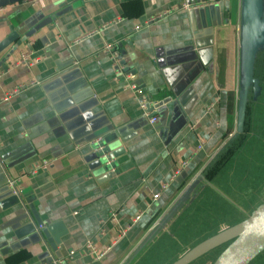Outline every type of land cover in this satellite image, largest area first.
Instances as JSON below:
<instances>
[{
	"label": "crops",
	"instance_id": "crops-1",
	"mask_svg": "<svg viewBox=\"0 0 264 264\" xmlns=\"http://www.w3.org/2000/svg\"><path fill=\"white\" fill-rule=\"evenodd\" d=\"M219 1L24 0L0 7V42L17 34L0 49V264H128L133 256L129 264H138L154 248L164 253L158 243L210 192L204 168L236 129L240 0L230 16L231 0H223L215 26L192 14ZM118 66L135 75L156 123ZM98 136L114 154L109 175L87 159ZM8 179L17 180L19 196ZM178 201L186 205L158 232ZM88 242L110 249L96 258Z\"/></svg>",
	"mask_w": 264,
	"mask_h": 264
},
{
	"label": "water",
	"instance_id": "water-1",
	"mask_svg": "<svg viewBox=\"0 0 264 264\" xmlns=\"http://www.w3.org/2000/svg\"><path fill=\"white\" fill-rule=\"evenodd\" d=\"M20 1L24 0H0V7ZM187 2L188 4H194L195 0H187ZM199 8H194L192 11L196 19L202 15L205 20L209 17V26H215L220 23L217 12L223 10V0H220L218 3H203ZM239 34L240 72L236 129L229 135L224 144L228 141L230 142L242 130V121L245 115L246 103L248 101L247 95L250 88L252 89L253 99H256L260 92L259 80L254 76V67L257 54L264 47V0H240ZM16 38L17 34L15 32L9 34L0 42V49ZM224 144L218 153L222 151ZM104 151L107 152L106 157L101 155V151L91 146V152L88 154L87 159H91L93 161L92 164H95L100 170L108 172L109 175L111 173L109 169L114 154L107 144H104ZM212 159L204 169L214 160ZM107 160H110V164L107 163ZM199 178L202 177L199 175ZM185 205L179 204L178 201L170 209V212L157 222V231L159 230L158 232H160L170 218L181 211V208ZM36 222L41 224V221L37 217ZM222 244L226 245L210 264H249L257 254L264 250V202L250 211L244 219L199 241L192 247L186 249L169 264H189ZM136 258L138 256H133L128 264Z\"/></svg>",
	"mask_w": 264,
	"mask_h": 264
},
{
	"label": "rangeland",
	"instance_id": "rangeland-1",
	"mask_svg": "<svg viewBox=\"0 0 264 264\" xmlns=\"http://www.w3.org/2000/svg\"><path fill=\"white\" fill-rule=\"evenodd\" d=\"M257 58L256 74L263 80L264 49L258 52ZM249 94L248 92L247 97ZM261 99L263 100V96ZM247 116L244 115L242 121L243 129L245 123L250 124L249 132L244 133L245 141L232 158L225 160L223 166L210 178V192L204 191L169 228L173 237L169 241L164 237L158 243V248L163 249L164 253L154 248L138 264H163L167 256L164 259L162 254H175L182 247H192L204 238L244 219L250 211L264 202V107L258 105L254 113L249 118ZM230 134L231 132L227 133L226 138ZM237 138L235 136L230 142H226L219 154L228 147H233L236 142L231 143ZM171 240L170 246H162L170 244ZM210 261L207 260L204 264H210Z\"/></svg>",
	"mask_w": 264,
	"mask_h": 264
},
{
	"label": "built area",
	"instance_id": "built-area-1",
	"mask_svg": "<svg viewBox=\"0 0 264 264\" xmlns=\"http://www.w3.org/2000/svg\"><path fill=\"white\" fill-rule=\"evenodd\" d=\"M162 15V13L156 14L153 17L150 18L151 20H155L157 18H159ZM107 24H104V26ZM94 31L88 32L85 34V36H88L90 34H92ZM77 39L74 40V42H76ZM114 45L113 44H106L105 49L110 53V55L114 58H116V53H115V49H114ZM27 61V54L24 53L20 59L19 63H25ZM117 75H121L124 80H125V86L132 92L136 102L139 104V106L144 110L145 114L148 116V121L150 123H156L159 120V116L156 113H153V109H152V101L150 100L148 95L143 94L142 92H140V90L138 89V85L135 82V75L133 73H128L125 72L123 70L122 67H117L115 70ZM96 145H95V149L101 151V155L106 157L107 156V152L104 151V143H102L101 141V137H96L95 139ZM107 163L110 164V160H107ZM45 162H43V164H41L40 166L43 167L45 166ZM111 172L114 171L113 166H110L109 169ZM8 186L10 188H12V192L15 193L16 195L19 196L20 193V187L17 185V180L16 179H8ZM157 194H153V197H156ZM138 215L135 216V218L133 219L134 221L138 219ZM87 250L90 254L94 255L96 258H101L109 249L110 246H106L102 249H98L96 248L93 244H91L90 242L87 243ZM51 264H61V260L59 258H53L51 260Z\"/></svg>",
	"mask_w": 264,
	"mask_h": 264
},
{
	"label": "trees",
	"instance_id": "trees-1",
	"mask_svg": "<svg viewBox=\"0 0 264 264\" xmlns=\"http://www.w3.org/2000/svg\"><path fill=\"white\" fill-rule=\"evenodd\" d=\"M235 10H236V0H231L230 6H228V10H227L228 11V15L230 16L231 14H233V12H235ZM262 49H264V47ZM226 108H227V121H228V130H229L231 128V125H232L231 122H232V114H233V97H232L231 94L229 95V97L227 99ZM249 110H250V107L246 103L245 115L247 113H249ZM244 127H245V125H244ZM241 131H242V133H240V134L237 135L238 138L231 143V144H233L234 142H236L235 145L233 147H230V148L228 147L227 149H225L221 154H219V157L216 156L215 160L211 164H209L207 166V168L205 169V172H206V175L209 178H211L214 175V173L216 171H218V169L223 166L225 160L231 159L232 156L235 154V152L238 151L239 147H241L242 143H244V141H245L244 129L242 128ZM227 133L228 132H226L225 136L227 135ZM233 159H235V158H233ZM185 236H183V237H185ZM179 237L181 238L182 236H179ZM216 250H215V252H217L218 250H220V248H218L217 251ZM215 252L212 255V253L210 251V252H208L205 255L208 256L209 259H211V261H212L215 258ZM167 255L168 254H163V258L165 259V257ZM204 259H205V256H204V258H202L201 260H199V262L203 263L202 260H204ZM194 262H195V260H194ZM194 262L192 261L189 264H193ZM197 264H199V263H197ZM249 264H264V250H262L259 254H257Z\"/></svg>",
	"mask_w": 264,
	"mask_h": 264
},
{
	"label": "flooded vegetation",
	"instance_id": "flooded-vegetation-1",
	"mask_svg": "<svg viewBox=\"0 0 264 264\" xmlns=\"http://www.w3.org/2000/svg\"><path fill=\"white\" fill-rule=\"evenodd\" d=\"M258 59V58H257ZM257 59H256V61H257ZM256 61H255V67H254V76L256 77V78H258V80H259V86H260V92H259V94L257 95V97H256V99H253V97H252V89L250 88V91H249V97H248V101H247V105H249V107H250V110H249V113H247L246 114V116L249 118L250 116H251V113H254V109L258 106V105H262L263 107H264V78H263V80H261L258 76H257V74H256ZM263 72H264V64H263ZM264 74V73H263ZM263 96V100L261 99V97ZM261 99V100H260ZM260 101H262V102H260ZM249 129H250V124H249V122H248V124L247 123H245V127H244V133H248L249 132ZM245 134V135H246ZM226 244H222V245H220V246H218V247H216V249L218 250V248H220V250H222L223 249V247L225 246ZM215 248L213 249V250H211V253H212V255L214 254V252H215V250H216ZM216 250V251H217ZM220 250H218L217 252H215V257H216V255H217V253L220 251ZM210 252V251H209ZM207 254V253H206ZM204 256H205V259L204 260H202V262L203 263H201V262H199V260H201L202 258H204ZM208 256H206L205 254L204 255H202V256H200L199 258H197L196 260H195V262L193 263V264H197V263H199V264H204V263H206V261L207 260H211V259H209V257L207 258ZM207 259V260H206ZM213 261V260H212ZM212 261H210V263L212 262Z\"/></svg>",
	"mask_w": 264,
	"mask_h": 264
}]
</instances>
